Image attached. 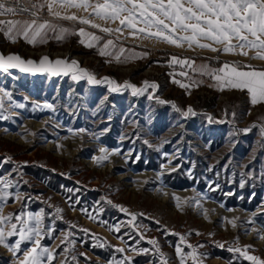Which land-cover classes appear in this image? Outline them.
I'll use <instances>...</instances> for the list:
<instances>
[{
    "label": "rangeland",
    "instance_id": "1",
    "mask_svg": "<svg viewBox=\"0 0 264 264\" xmlns=\"http://www.w3.org/2000/svg\"><path fill=\"white\" fill-rule=\"evenodd\" d=\"M35 1L37 24L50 25L42 32L44 42L37 37L29 43L15 30L13 42L0 25L2 50L19 45L26 54L54 53L75 46L78 55L97 61L86 65L94 75L107 67L111 81L142 91L111 93L70 78L34 81L16 71L0 72V188L8 193L0 200V216L13 218L0 228H19L16 216L34 226L31 218L40 214V245L53 252L50 264H116L125 257L130 264H180L177 246L184 264H251L230 251L235 248L264 261V102L253 105L243 90L194 82L183 74L186 64L172 58L247 69L264 67V60L253 59L249 49L247 56L239 49L224 53L223 44L206 39L199 42L220 51L186 41L177 47L119 20H102L92 8L57 2L56 16L48 11L49 0ZM73 15L76 20L64 18ZM185 35L190 33H175ZM200 97L213 104L195 108ZM6 239L13 245L19 236ZM33 241H23L15 255L0 245V264H19ZM41 259L49 264L46 256Z\"/></svg>",
    "mask_w": 264,
    "mask_h": 264
},
{
    "label": "snow or ice",
    "instance_id": "2",
    "mask_svg": "<svg viewBox=\"0 0 264 264\" xmlns=\"http://www.w3.org/2000/svg\"><path fill=\"white\" fill-rule=\"evenodd\" d=\"M59 3L61 7H75L83 8L87 11L92 8L96 17L102 20H119L121 25H124L130 29H134L135 32L146 33L147 36H155L158 39H162L164 42L180 46L181 41H186L191 47L192 44H196L200 48H208L213 52L220 51L212 47L210 44L200 43V39H206L212 41L215 44H223L222 51L224 53H235L239 49L240 55L247 56L248 51L245 49L254 50L256 55L253 59L264 60V0H103V3L91 4L89 0H49L47 7L49 13L59 16L58 12L53 13V5ZM37 5L31 6V14L36 15L34 9ZM39 7H43L40 5ZM30 11L27 7H11L7 6L3 0H0V15H16L22 12ZM126 14V15H125ZM65 19L76 20V16H66ZM81 24H91L93 28H98L99 25L91 23L90 20L80 18ZM143 24L144 27L137 28V24ZM0 25H6L7 31L5 36L15 42L14 36L11 34L15 30L16 35H22L29 43L37 42V37H40L39 42L43 41L42 32L49 28L47 23L37 24L36 20L28 21H16V20H0ZM155 29V31H151ZM62 31H67L66 29ZM103 32H110L112 29L101 28ZM119 31V29H117ZM183 32L190 33V35L175 37V33ZM133 32V34H135ZM81 35L84 34V30H80ZM60 37H58L59 39ZM96 39V37H93ZM235 40L236 43H232ZM84 41H81L83 43ZM108 41V44H111ZM88 47H92V44H88ZM104 51H101V55H104ZM174 63L187 64V61H179L177 58H172ZM48 63V67H45V63ZM65 65L63 60H56L50 62L48 57H43L40 61V67L37 70L51 71L53 74H59L56 68L53 66ZM34 62L32 60L24 61L18 55H9L7 57L0 55V69L7 71L11 67H19L21 71H30ZM76 65V61H72V66ZM224 73V77H213L214 79H225L227 85L230 88L238 90H247L251 98L253 105L264 102V71H241L236 66H230L227 63L219 70ZM81 76L73 75V79L83 78L87 76L90 84L100 83L95 77L91 76L84 70H80ZM67 75V71L64 72ZM106 79V78H105ZM107 83L111 86L114 82L108 80ZM146 87H152L155 89V84L148 85L145 82ZM181 87L185 85L181 84ZM124 87H130L133 89V94H139L142 89H136L130 84H125ZM112 91L119 90V86L111 88ZM7 95V93H6ZM163 103V101H161ZM18 107H24V105H17ZM51 107V105H46ZM192 110L188 109V112L184 113L188 115ZM194 114V113H193ZM83 131V130H81ZM247 131V130H246ZM264 134V129H262ZM103 153L105 149H100ZM101 157L100 159H105ZM0 184H5L3 180H0ZM7 187V185H5ZM8 193L4 188H0V200H6ZM179 199V198H176ZM60 209H57L59 212ZM121 211H127L121 208ZM13 218L9 216H0V223L10 221ZM34 219L35 225L30 226L27 220L22 219L21 216H16L15 220L20 224L17 227L16 223L10 224L7 233L0 228V245L8 248L15 255L20 250V245L23 241H33V237L36 239L33 241L34 247L29 249L24 258L19 261V264H43L42 257H47L49 264L53 257V252L47 248H43L40 245V228L41 220L40 214H37ZM135 215H133V220ZM235 226L233 221H229ZM119 229H117L118 231ZM19 236V239L15 241V244L9 245L6 237ZM264 238V237H261ZM184 237H181L183 242ZM150 244L156 245L155 240H150ZM102 246V245H101ZM191 247V245H189ZM223 247V245H220ZM158 250V249H157ZM117 251L123 252L124 249H117ZM143 251H147L144 249ZM240 253L245 259L251 262V264H264V261L260 258L248 255L247 248L230 249ZM176 254L180 257V264H184L185 255L179 246L176 247ZM192 259L196 261L195 251L190 253ZM130 264V258L125 257L124 260L116 262V264ZM166 264V261L164 262Z\"/></svg>",
    "mask_w": 264,
    "mask_h": 264
},
{
    "label": "water",
    "instance_id": "3",
    "mask_svg": "<svg viewBox=\"0 0 264 264\" xmlns=\"http://www.w3.org/2000/svg\"><path fill=\"white\" fill-rule=\"evenodd\" d=\"M0 55H3L5 57H7L9 55H18L24 61L32 60L34 62V65L32 66V70H30V71H21V69L19 67H11V68H8L7 71L0 69L1 73H7L8 71H16V72L20 73L21 75L28 76L29 78H31L33 80H38V79L45 77V76H47L50 79L70 78L74 83L81 84V83L85 82L90 88H94V89L102 87V86H106L109 92L115 93V91H112L108 88V83L106 81H107V78L110 79V81H111V78L109 77V75L105 74V75H101V76L96 78L94 76V74L92 73V71L86 65H83L79 61V59L74 58V57H70L68 55H66V56H57V55L52 56L48 53H42L40 55L34 56V55L22 54L19 50H16V49L4 51L1 48H0ZM45 56L48 57V60L50 62H55L56 60H63L66 62L65 65H59V66H56L53 63V66L56 68V70L59 72V74H53L51 71L37 70L40 67L41 59ZM72 61H76L75 66H72ZM48 66H49L48 63L46 62L45 67H48ZM81 69L86 71L91 76L95 77V79L97 81H101V82L90 84L88 82L87 76H83V78H78L77 80L76 79L74 80L72 78L74 74L81 76V73H80ZM65 71H67V75L64 74ZM105 77H106V79H105Z\"/></svg>",
    "mask_w": 264,
    "mask_h": 264
},
{
    "label": "crops",
    "instance_id": "4",
    "mask_svg": "<svg viewBox=\"0 0 264 264\" xmlns=\"http://www.w3.org/2000/svg\"><path fill=\"white\" fill-rule=\"evenodd\" d=\"M92 36L90 35L86 39H90ZM179 61H182V59H178ZM186 60V59H184ZM188 62V60H187ZM180 66H184V64L176 63ZM226 64V62H221L220 64L212 63L210 60H192L191 63L186 64V70L183 71V74L191 78L192 81L198 82L200 84L208 85L209 83L211 85H214L216 88H226L229 87L227 85V82L225 79H214L213 77H224V73L220 72L219 70ZM230 66H236L238 70L241 71H264V67L256 68V69H247V67L239 66L235 63H227ZM244 92L248 93L247 90H243ZM249 95V94H248Z\"/></svg>",
    "mask_w": 264,
    "mask_h": 264
},
{
    "label": "bare ground",
    "instance_id": "5",
    "mask_svg": "<svg viewBox=\"0 0 264 264\" xmlns=\"http://www.w3.org/2000/svg\"><path fill=\"white\" fill-rule=\"evenodd\" d=\"M2 27V26H1ZM0 27V40H1V38H2V35H1V30H3L2 28ZM3 39V38H2ZM9 48V50H14V49H16V50H18V49H20L19 51L22 53V54H26V52H24L23 50H25V49H21V46H19V45H17V46H7L6 47V49H8ZM46 49V48H45ZM79 51H78V49H77V47H75V46H71V47H64V48H58V49H56V51L53 53V52H50V51H48V49H46V50H43V51H40V52H38V53H33V52H27V54L26 55H34V56H37V55H40V54H42V53H48V54H50V55H52V56H66V55H68V56H70V57H74V58H77V59H79V61L83 64V65H87V64H89V63H96L97 61L94 59V58H92V57H86V56H83L82 57V55H78L77 53H78ZM114 69V68H113ZM116 69V68H115ZM117 70V72H119V73H125V72H128V70L127 69H124V70H121V69H116ZM106 71H107V67H102V71H101V73L98 75V76H96V75H94L96 78L97 77H99V76H101V75H105L106 74ZM146 71V70H145ZM141 75L140 76H143V75H146V72H143V73H140ZM75 75H77V74H75ZM78 76V75H77ZM79 77V76H78ZM106 78V77H105ZM33 80V79H32ZM77 80V79H76ZM108 80H110V79H108L107 78V81ZM35 81V80H34ZM106 81V82H107ZM114 82V81H113ZM126 83H122V84H116V83H113L111 86L108 84V88L111 90V88H114V87H117V86H119V90H117V91H115V93L116 92H118V91H120V90H123V89H126V88H128L130 91H132L133 92V89L132 88H130V87H124V85H125ZM136 89H141L140 87L139 88H136ZM239 93V92H238ZM237 94V93H236ZM238 95V94H237Z\"/></svg>",
    "mask_w": 264,
    "mask_h": 264
},
{
    "label": "built area",
    "instance_id": "6",
    "mask_svg": "<svg viewBox=\"0 0 264 264\" xmlns=\"http://www.w3.org/2000/svg\"><path fill=\"white\" fill-rule=\"evenodd\" d=\"M3 2L6 3L7 6H11V7H17V6H21V7H27L30 9V11L28 12H22V13H18L16 15H0V20H4V21H8V20H18L20 18H39L40 17V12L36 9H34V11L36 12V15L33 16L31 14V6L32 5H36V1L35 0H3ZM3 26L4 31H7V26L6 25H1Z\"/></svg>",
    "mask_w": 264,
    "mask_h": 264
},
{
    "label": "trees",
    "instance_id": "7",
    "mask_svg": "<svg viewBox=\"0 0 264 264\" xmlns=\"http://www.w3.org/2000/svg\"><path fill=\"white\" fill-rule=\"evenodd\" d=\"M239 66H242L240 63H235ZM213 104V99H208L205 97H200L197 99V102L195 103V108L200 109L201 107H210Z\"/></svg>",
    "mask_w": 264,
    "mask_h": 264
}]
</instances>
